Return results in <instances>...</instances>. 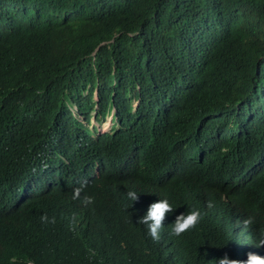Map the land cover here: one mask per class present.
Returning <instances> with one entry per match:
<instances>
[{"label": "trees", "instance_id": "trees-1", "mask_svg": "<svg viewBox=\"0 0 264 264\" xmlns=\"http://www.w3.org/2000/svg\"><path fill=\"white\" fill-rule=\"evenodd\" d=\"M15 4L22 10L10 12ZM178 84L185 98L166 110L179 124L204 122L199 169L220 168L212 148L254 151L261 129L215 130L234 103L264 106V0H0V182L46 156L53 135L75 143L88 134L69 108L88 119L94 91L98 114L112 105L115 117L133 118L149 161L168 163L155 100Z\"/></svg>", "mask_w": 264, "mask_h": 264}, {"label": "clouds", "instance_id": "clouds-1", "mask_svg": "<svg viewBox=\"0 0 264 264\" xmlns=\"http://www.w3.org/2000/svg\"><path fill=\"white\" fill-rule=\"evenodd\" d=\"M184 88L155 100L165 164L149 161L133 118L115 117L112 105L98 114L95 91L88 119L70 106L88 134L75 143L53 135L46 156L0 182V264H264V106L225 108L232 119L218 138L259 129L262 137L254 151L212 148L220 168L199 169L193 145L204 122L179 124L166 110Z\"/></svg>", "mask_w": 264, "mask_h": 264}]
</instances>
